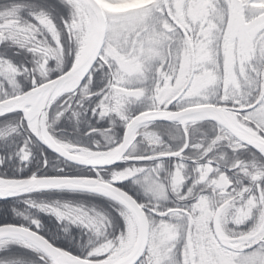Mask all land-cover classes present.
Returning <instances> with one entry per match:
<instances>
[{
  "label": "snow or ice",
  "instance_id": "1",
  "mask_svg": "<svg viewBox=\"0 0 264 264\" xmlns=\"http://www.w3.org/2000/svg\"><path fill=\"white\" fill-rule=\"evenodd\" d=\"M0 264H264V0H0Z\"/></svg>",
  "mask_w": 264,
  "mask_h": 264
}]
</instances>
